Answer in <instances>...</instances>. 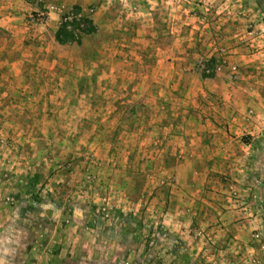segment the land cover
<instances>
[{
  "label": "rangeland",
  "instance_id": "rangeland-1",
  "mask_svg": "<svg viewBox=\"0 0 264 264\" xmlns=\"http://www.w3.org/2000/svg\"><path fill=\"white\" fill-rule=\"evenodd\" d=\"M21 4L26 27L0 32L9 57L0 75V264H264V215L241 218L243 239L233 220L202 211L213 205L197 203L196 188L197 163L211 157L217 171L207 181L234 197L220 215L243 200L232 163L211 152L226 138H251L236 133L218 95L240 74L232 54L264 57V0ZM51 5L64 13L37 22ZM62 27L74 41L58 42ZM252 159L242 182L254 181L260 210Z\"/></svg>",
  "mask_w": 264,
  "mask_h": 264
},
{
  "label": "crops",
  "instance_id": "crops-1",
  "mask_svg": "<svg viewBox=\"0 0 264 264\" xmlns=\"http://www.w3.org/2000/svg\"><path fill=\"white\" fill-rule=\"evenodd\" d=\"M21 3L22 0H0V32H2L1 29H3V31H10L11 29L22 30L24 27H26L24 20H20L22 16L21 12H23V4ZM3 34L5 35V33ZM232 55L231 60L238 64V73L240 74L235 77L236 80H233L232 78L227 79V82L225 83L227 94L224 95L225 90L224 88H221L218 96L221 97L222 100H226L227 107L231 108L227 109L225 113L231 122L237 124V126H234L237 130L236 133L245 130L247 135H251V138H249L246 143H243L240 140L234 141V139H231V137L226 138V147H219L218 151L211 152V154L219 155L222 153L226 160L229 163H232L229 164V167H232L229 173H231V176L235 177L232 182L239 181L240 184L244 185V187L246 186V189L242 192H239V197H242L243 200L239 199L238 203L233 202L234 206H230V211H227L225 216L222 214L221 216L219 208L221 209V206L223 207V201L226 200V198L228 201H232V198L234 197L230 199L229 192L232 190L229 188L224 191V188L221 185H217V181H207L209 174H214V171H217L216 165L210 157L208 161L201 160L197 163L199 181H197L196 188L200 190L198 196L199 202L197 201V203L202 204V207H204L205 204L208 203L207 198L211 200L210 203L213 205L211 206V210H208L209 208L206 207L204 210L202 209V211L205 213L206 211H210V213L213 215V218L217 220L220 218L227 219L228 221L233 220L234 227H236L239 235L245 239L249 232L245 222H241V218L246 219L250 212L257 213L258 216L264 215V205L260 210H255L252 208L254 199L253 197H250V192L248 190L249 185H253L250 183H253L254 181L251 179L248 182H242L245 178L242 175V173L245 171V168L242 166L243 163H245L246 157L251 155L253 159L250 161L249 169L259 172V186L257 185L256 187H258L260 190L261 195L264 196V57L261 55L262 58H259L260 60L256 61L253 60L254 58H252L255 55L245 56L244 53L239 51ZM1 56L2 52H0V60L3 59V61L0 63H3V65H0V73L3 71L5 65H7L9 62V57L1 58ZM0 75H2V73ZM249 111H254L256 115H253L254 117H250L246 121L241 120L239 117L237 120H235L233 117L234 113H237V115H243L246 118L249 116ZM241 137L240 134H236L237 139L242 140ZM252 143L256 145L254 146ZM207 148L208 147H204L201 151L210 153V150ZM227 161L224 163L227 164ZM224 163L219 166V169L224 170L226 167L224 166ZM187 175L189 174L187 173ZM184 186L186 187V184ZM234 186L235 189L236 187L237 189L242 187L236 184H234ZM216 187L218 188L216 189ZM235 193V196H237L238 191L236 190ZM262 202L264 203V200Z\"/></svg>",
  "mask_w": 264,
  "mask_h": 264
},
{
  "label": "trees",
  "instance_id": "trees-1",
  "mask_svg": "<svg viewBox=\"0 0 264 264\" xmlns=\"http://www.w3.org/2000/svg\"><path fill=\"white\" fill-rule=\"evenodd\" d=\"M78 15L79 14H74L73 16L78 17ZM68 17H70V16H66L65 19H68ZM84 21L89 23V27L88 26L85 27V30L87 31V33L94 32V28L92 27L93 22L87 18H85ZM63 25H68V24L66 23ZM74 26L76 29H79V27L77 26L76 23H74ZM79 31L82 32V30H79ZM56 38H57L58 42L61 44H66V43L74 41V35L71 32H69L65 27H62L61 29H59Z\"/></svg>",
  "mask_w": 264,
  "mask_h": 264
},
{
  "label": "built area",
  "instance_id": "built-area-1",
  "mask_svg": "<svg viewBox=\"0 0 264 264\" xmlns=\"http://www.w3.org/2000/svg\"><path fill=\"white\" fill-rule=\"evenodd\" d=\"M49 12L64 13L62 9L56 8L54 5H51L48 7V12H39L36 15V21L44 23L47 18H49ZM66 16L64 17V19L66 18Z\"/></svg>",
  "mask_w": 264,
  "mask_h": 264
}]
</instances>
